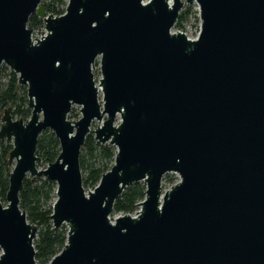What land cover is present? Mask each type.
<instances>
[{"label":"water","instance_id":"1","mask_svg":"<svg viewBox=\"0 0 264 264\" xmlns=\"http://www.w3.org/2000/svg\"><path fill=\"white\" fill-rule=\"evenodd\" d=\"M41 1L0 0V73L18 76L31 110L1 119L15 165L0 201V264H37V227L19 207L28 176L55 183L49 219L68 228L49 264H264V0H68L60 16ZM185 3L198 6L195 40L172 33ZM32 15L46 31L36 44ZM74 105L81 118L69 121ZM46 130L60 153L39 169ZM87 136L116 149L91 192ZM167 173L180 181L163 193ZM139 182V212L111 222Z\"/></svg>","mask_w":264,"mask_h":264},{"label":"trees","instance_id":"2","mask_svg":"<svg viewBox=\"0 0 264 264\" xmlns=\"http://www.w3.org/2000/svg\"><path fill=\"white\" fill-rule=\"evenodd\" d=\"M46 13L53 16H60L65 11L57 10L54 6H46ZM41 26V21L36 15H32L28 21V28L32 29ZM18 77L13 73L9 85L0 94V105L4 108L10 103L14 105L11 110L13 118L28 120L31 112L27 110L28 101L23 97L17 104ZM12 150L11 141H4L0 144V201L5 200L9 186V175L12 171L8 164L9 153ZM59 142L54 134L46 130L38 139L36 155L42 163L48 165L53 163L59 156ZM116 149L109 145H100L92 136H87L80 154V169L86 173L83 178L85 191L92 190L98 185L102 175L109 171L114 163ZM37 180L26 178L19 193V207L26 213L28 223L37 227L33 240L35 249V260L37 264H49L50 260L57 255L66 243L67 231L61 227L53 230L49 217L52 214L51 194L56 191V185L47 179ZM145 197V187L136 183L128 187L116 200L113 207V214L131 215Z\"/></svg>","mask_w":264,"mask_h":264},{"label":"rangeland","instance_id":"3","mask_svg":"<svg viewBox=\"0 0 264 264\" xmlns=\"http://www.w3.org/2000/svg\"><path fill=\"white\" fill-rule=\"evenodd\" d=\"M67 3H68V0H42L40 5L43 6L44 8H46V6L51 5V6L56 7L57 10H64L65 11ZM27 28H28V24H27ZM31 30H32V35L34 36V38L37 36H40L41 33L44 32L42 26H36V27L32 28ZM172 32L173 33H182L187 38L192 39V40H195L198 37L199 32H200V19H199L198 6L196 5V3H191V4L185 3L183 5L182 9L179 12V17H178V19L174 25V28L172 29ZM92 72L94 75V81L97 85V83L99 82V80L101 78L99 60H96L95 66H94V69L92 70ZM13 73L14 72L9 67H6L4 65L2 66L1 73H0V94L7 89ZM18 88L19 89L17 92V99H18L17 104L20 103V101H21V99H23V97L26 99V102H27L28 101L27 100V93H26L27 87L18 84ZM101 97H102V94L100 93L99 100H101ZM6 108H10L11 110H13L14 105L9 103L5 108L0 105V127L2 125L1 119L3 116V112H4V109H6ZM26 109L31 112V110L28 107ZM80 118H81L80 106H77V105L72 106L71 111L68 114L67 119L69 121H77ZM14 119H17V118H14ZM118 123H119V118L116 119V124H118ZM96 124L97 123L94 122L92 124V128H95ZM5 141L7 142V141H11V140H5ZM2 142H4V141H0V144ZM11 144H12V141H11ZM14 165H15V161L13 160L11 163H9L10 169H13ZM38 168L39 169H45L46 165L42 163L38 166ZM85 175H86V173L84 171H82V178H84ZM28 178H29V180H35L36 179L37 185L41 184V180H39V179H45L43 177L36 178V177H30V176H28ZM179 181H180L179 176L176 175L175 173L165 174L162 178V184H161L163 193L170 190L174 185L179 183ZM139 184L145 187V183L139 182ZM91 191H92L91 188H88L86 190V192H91ZM51 198H52V201H55V199H56L55 191L51 194ZM1 202L4 205L7 203L6 200H3ZM139 210H140V208L137 206L136 211L131 215L136 216V214L139 212ZM120 215H122V214H113L112 213V215L110 216V221L113 222L114 219ZM62 227L66 231L68 230L66 225H63Z\"/></svg>","mask_w":264,"mask_h":264},{"label":"built area","instance_id":"4","mask_svg":"<svg viewBox=\"0 0 264 264\" xmlns=\"http://www.w3.org/2000/svg\"><path fill=\"white\" fill-rule=\"evenodd\" d=\"M196 5H197V4H196ZM198 11H199V10H198ZM47 15H49V14H47ZM40 21H41V26L43 27L44 32H43L42 35L37 36V37H35V38H34L33 35L31 36V39H32L33 44H36L37 40H41V38H42V37L44 38V36L46 35V31H45V29H44V23H43L42 20H40ZM172 33H173V32H172ZM34 39H37V40H34ZM188 39H189V38H188ZM190 40H192V39H190ZM176 175H177V174H176Z\"/></svg>","mask_w":264,"mask_h":264},{"label":"bare ground","instance_id":"5","mask_svg":"<svg viewBox=\"0 0 264 264\" xmlns=\"http://www.w3.org/2000/svg\"><path fill=\"white\" fill-rule=\"evenodd\" d=\"M98 88V93H99V95H100V93H101V88L98 86L97 87Z\"/></svg>","mask_w":264,"mask_h":264}]
</instances>
